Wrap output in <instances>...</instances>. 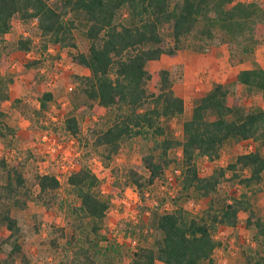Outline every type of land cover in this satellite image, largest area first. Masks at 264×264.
<instances>
[{
    "label": "trees",
    "instance_id": "16d2710c",
    "mask_svg": "<svg viewBox=\"0 0 264 264\" xmlns=\"http://www.w3.org/2000/svg\"><path fill=\"white\" fill-rule=\"evenodd\" d=\"M16 16L23 21L34 19L39 29L40 49L50 44L75 48L72 28L74 19L82 16L81 30L87 40L85 51H70L71 60L87 69L73 73L71 95L83 96L109 109L103 126L90 127L86 144L95 149L108 164L126 140L134 136L151 139L140 162L131 163L124 171L125 179L134 184L139 194L155 179L163 177L166 168L178 150L179 181L183 190H192L198 196H209V203L201 214L192 213L181 205L153 211L150 225L157 235L150 244H137L131 253V264H215L213 250L220 244L213 231L216 225L233 227L238 214L247 210L245 225L252 227L256 239L264 245V212L252 207L254 185L264 176V154L258 144L264 145V109L244 110L236 89L224 82H214L207 90L191 99L189 115L182 120V136L173 135L167 120L182 113L184 100L174 90L170 71L166 67L155 70L157 90H149L150 73L145 64L162 54L173 56L186 37L197 26L200 34L213 39L239 42L251 37L253 24L264 22V7L254 0H0V33L7 32ZM169 23L171 44L161 41L160 25ZM31 39L19 36L15 48L25 51ZM202 46H200L201 48ZM251 47L243 45V51ZM29 59V64L39 62ZM234 83L248 91L264 94V67L239 68ZM230 95V98L228 99ZM8 97L0 81V100ZM51 92L38 97V110L46 107ZM0 110V138L15 134L13 126L2 118ZM63 129L72 136L80 134V124L74 114L62 122ZM229 139H252L254 148L235 154L224 165L213 166L200 173L196 158L214 159ZM18 161L7 163L0 156V225L5 234L0 237V252L10 264L18 258L20 264H31L21 245V229L12 209H23L28 200L44 207L58 204L59 179L52 172H33L24 175ZM140 168L145 172H141ZM237 182L247 191L237 196L220 197L217 205L211 198L218 197V185L223 178ZM72 200L66 203V224L53 225L50 241L58 246L72 244L70 258L57 264H100L96 257L97 241L87 237L99 228L108 202L97 190L98 177L81 162L66 176ZM90 220L89 226L84 220ZM38 229V221H35ZM81 234L83 236H81ZM85 238V240L82 239ZM92 241V242H91ZM66 247V246H65ZM242 260L233 264H264V254L243 251Z\"/></svg>",
    "mask_w": 264,
    "mask_h": 264
},
{
    "label": "rangeland",
    "instance_id": "374dc122",
    "mask_svg": "<svg viewBox=\"0 0 264 264\" xmlns=\"http://www.w3.org/2000/svg\"><path fill=\"white\" fill-rule=\"evenodd\" d=\"M250 1V0H243ZM264 7V0H254ZM72 28L75 48L58 47L50 44L44 51L40 49V35L36 21H23L12 18V25L7 32L0 33V81L5 85L8 97L0 100L3 120L15 129V134L0 138V156L7 163L18 161L25 176L33 172H52L59 179L58 195L61 201L50 207L28 200L23 209H12L21 229V245L29 256L31 264H57L67 261L73 245H64V239L58 238V246L51 244L53 225L66 224V203L72 200L68 191L66 176L79 163H86L97 175L99 195L107 199L108 205L99 228L93 234L87 231V237L97 241V260L100 264H131V253L137 244H150L157 235L150 225L153 211L171 209L181 205L192 213L201 214L209 203V196H198L192 190H183L180 185V164L178 150L173 151L176 161L165 170L163 177L155 179L139 194L136 187L125 179L124 171L131 163L140 162V156L147 150L151 139L134 136L121 145L113 159L105 164L98 152L86 144L88 129L103 126L109 116V109L96 101L83 96L70 94L74 82L73 73H86L87 69L71 60L70 51H85L87 40L81 30L84 28L83 17L74 19ZM197 26L182 41L175 55L162 54L158 59L145 64L150 73L147 81L149 90H157L155 70L166 67L170 71L174 90L184 100L180 115L167 120L169 131L181 137V123L189 115L191 99L204 92L214 82H224L233 86L240 96L244 110L264 109V94L259 90H246L243 85L232 82L235 72L240 67H264V22H255L251 37L244 36L239 42L219 40L220 34L214 31V38H205ZM161 41L171 44L169 23L160 25ZM19 36L31 39L30 48L19 51L15 48ZM251 48L243 51L242 46ZM200 46H202L200 48ZM39 62L29 64V59ZM48 90L51 98L46 107L38 110L39 95ZM230 98V95L228 99ZM74 114L80 124V134L72 136L63 129L62 122L66 115ZM257 142L252 139H229L222 146L219 156L209 159L206 156L196 158L200 173L208 172L213 166L224 165L235 154L254 148ZM258 147L264 154V145ZM141 172H145L140 168ZM3 173L0 171V181ZM252 207L256 212H264V176L262 182L252 187ZM248 191L237 182L221 179L217 195L211 198L214 205L220 197L237 196L240 191ZM247 210L238 214L237 223L229 228L216 225L213 235L220 244L213 250L216 264H233L242 260L243 251H259L264 254V245L255 236L252 227L245 225ZM38 221V229L35 227ZM89 226L90 220H84ZM5 229L0 225V237ZM81 236H83L81 234ZM83 240L85 238L82 237ZM92 242V241H91ZM66 246V247H65ZM8 246L0 252V264ZM10 264H20L15 258ZM155 264H159L158 262Z\"/></svg>",
    "mask_w": 264,
    "mask_h": 264
},
{
    "label": "crops",
    "instance_id": "0c3cea01",
    "mask_svg": "<svg viewBox=\"0 0 264 264\" xmlns=\"http://www.w3.org/2000/svg\"><path fill=\"white\" fill-rule=\"evenodd\" d=\"M150 61V60H149ZM148 62V61H147ZM240 68H243V67H240ZM174 86V85H173ZM209 88V87H208ZM176 92V91H175ZM177 93V92H176ZM177 94H179V93H177ZM180 95V94H179ZM181 96V95H180ZM212 256H213V254H212ZM214 258V257H213ZM215 260V259H214ZM158 262V261H157ZM156 262V263H157ZM159 263V262H158ZM160 264V263H159ZM216 264V263H215Z\"/></svg>",
    "mask_w": 264,
    "mask_h": 264
}]
</instances>
